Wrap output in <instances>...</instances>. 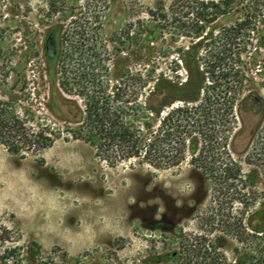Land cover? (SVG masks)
Masks as SVG:
<instances>
[{
  "label": "rangeland",
  "instance_id": "obj_1",
  "mask_svg": "<svg viewBox=\"0 0 264 264\" xmlns=\"http://www.w3.org/2000/svg\"><path fill=\"white\" fill-rule=\"evenodd\" d=\"M174 1L0 0V101L29 126L36 129L44 126L55 138L54 143L40 153L23 152L25 155H49L55 145L71 143L81 147L90 168L103 180L117 173L127 180L125 174L132 166L140 164L136 159L111 164L96 156L91 143L74 138L80 134L81 122L74 120L79 119V111L85 108L84 94L103 95L104 88L112 93L123 70L150 73L153 80L145 83L138 100L128 105L140 109V114L134 116L128 111L132 115H127V120L144 121L151 115L148 106L166 102L155 96L147 98L161 78L186 84L190 75L193 91L198 90L200 83L203 88L210 84L209 73L202 74L207 77L204 80L198 72H207L213 55L224 49L223 38L233 32V20L242 21L250 11L246 2L182 0L181 5H175ZM216 8L225 14H220ZM260 8L259 20L239 32L230 59V72L236 69L244 72L245 68L250 81L246 88L243 84L237 95L234 112L238 117L229 140L231 156L241 165L243 174L252 168L246 161L245 138L241 133L246 94L256 97L257 114L261 117L259 134L263 129L261 125L264 126V64L261 62L264 61V2ZM53 27L64 38L61 55L66 61L54 66L56 70L50 77L47 70L52 72L54 67L43 59V41ZM254 53L259 55L260 63L248 70L246 64L252 61ZM54 79L57 90L68 101L66 107L50 104ZM233 80L234 77H230L229 85L239 86ZM62 82L66 87L60 85ZM183 102L174 101L172 106ZM164 108L162 115L171 107L165 105ZM158 119L154 120V127L158 126ZM191 158L190 149L177 166L157 168L143 164L160 176L192 167L189 175L195 180L196 189L181 206L177 207L159 185L150 192L144 190L151 175L133 173L139 187L136 200L130 197V202H135L129 205L127 232L102 241L96 250L78 256H69L56 245L43 247L35 237L22 232L12 214L0 207V264H247L245 255L253 254L252 248L248 246L246 250L222 230L208 233L199 227V216L209 210L212 190L208 176L191 163ZM15 163L19 165V158ZM40 174L54 184L61 183L47 168H41ZM63 186L71 188L72 184ZM258 186L263 189L264 182H258ZM79 187L97 196L104 195L102 187L92 188L87 181ZM157 196L164 201L165 211L161 207L160 211L164 212L156 216L158 205H147V201ZM142 203L145 206L142 207ZM260 205L257 204V212L250 219L257 227L263 224L264 212ZM73 222L74 217L69 219V223Z\"/></svg>",
  "mask_w": 264,
  "mask_h": 264
},
{
  "label": "trees",
  "instance_id": "obj_2",
  "mask_svg": "<svg viewBox=\"0 0 264 264\" xmlns=\"http://www.w3.org/2000/svg\"><path fill=\"white\" fill-rule=\"evenodd\" d=\"M225 1L246 2L250 11L242 21L233 20V32L223 38L224 49L213 55V62L207 72H198L199 76L209 73L210 84L203 88L200 83L198 90L193 91L190 85L193 78L190 75L186 84L161 78V82L155 85V91H151L147 97L155 96L166 101L163 105L160 102L159 106L150 105L147 108L151 115L155 114L159 118L158 126L154 127L153 122L157 117L151 115H147L144 121L139 118L127 120V115H132L128 111L134 116L140 114V109L128 105L138 100L142 88L153 80V75L123 70L119 73L117 84L112 87V93L104 88L103 95L92 92L84 94L85 108L79 111V119L74 120L81 122L80 134L74 138L91 143L96 156L111 164L134 158L142 164L170 168L180 164L187 150L191 149V163L206 173L212 190L209 210L199 216V227L203 232L222 230L231 235L244 247L249 246L254 251L249 254L250 264H264V215L263 224L259 227L250 223L251 217L257 212V204H261L264 212V188L258 186V182H264V154H249L246 161L252 168L243 174L241 165L232 158L229 149V140L236 123L234 107L244 82V72L237 69L234 73L230 72L231 54H234L232 48L239 32L246 25H254L259 20L257 15L264 0ZM173 4L181 5L182 0H175ZM216 10L225 14L219 8ZM63 41L59 30L54 27L45 35L43 59L49 66L65 63L66 59L61 55ZM55 67L52 72L47 70L50 77H53ZM232 76L233 82L239 86L229 85ZM201 78L205 80L207 77ZM60 85L66 87L63 82ZM52 89V107H66L68 101L57 90L55 79L52 80ZM169 93L172 94L167 100ZM179 100L184 101L183 104L172 106L174 101ZM165 105L171 108L162 115ZM54 141L55 138L46 132L44 126L37 129L29 126L27 121L9 112L5 102L0 101L1 145L14 153L25 155L23 152L40 153Z\"/></svg>",
  "mask_w": 264,
  "mask_h": 264
},
{
  "label": "clouds",
  "instance_id": "obj_3",
  "mask_svg": "<svg viewBox=\"0 0 264 264\" xmlns=\"http://www.w3.org/2000/svg\"><path fill=\"white\" fill-rule=\"evenodd\" d=\"M17 158L19 165L15 163ZM41 168L49 169L61 183L54 184L41 175ZM191 169H176L160 176L140 163L125 174L127 180L118 173L103 180L90 168L79 145L61 142L49 155H19L0 146V207L12 214L22 232L35 237L43 247L56 245L67 255L78 256L96 250L102 241L127 232L129 205L135 202L139 187L133 173L151 175L144 190L150 192L159 185L179 207L196 189V182L189 175ZM85 181L92 188L102 187L104 195L81 189L79 185ZM69 182L71 188L63 186ZM130 197L135 198L134 202H130ZM153 204L158 205L156 216L165 211L159 196L147 201V205ZM73 217L74 222L69 223Z\"/></svg>",
  "mask_w": 264,
  "mask_h": 264
},
{
  "label": "flooded vegetation",
  "instance_id": "obj_4",
  "mask_svg": "<svg viewBox=\"0 0 264 264\" xmlns=\"http://www.w3.org/2000/svg\"><path fill=\"white\" fill-rule=\"evenodd\" d=\"M264 64V61H261ZM260 63L259 55L257 53H254L252 61H249L246 64L247 69L249 70L250 66L255 67ZM261 70V69H258ZM264 70V68L262 69ZM244 87H248L249 85V74L247 70L244 68V79H243ZM250 91V89H247V92ZM256 97L253 95L246 94L244 102H243V110L241 113V119H242V128L241 133L243 134L245 138V144H244V150L246 151V158L251 153H263L264 154V126L261 125L263 128L260 134L257 131V128L260 125V115L257 114V108L255 103ZM260 107V106H259ZM259 109V108H258ZM236 117H238L236 115ZM262 120V119H261ZM248 224V223H247ZM214 232V231H213ZM212 233V232H211ZM249 248L248 246L245 247L247 250ZM249 252L245 255V261L247 264H250V258H249Z\"/></svg>",
  "mask_w": 264,
  "mask_h": 264
}]
</instances>
